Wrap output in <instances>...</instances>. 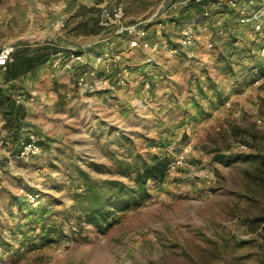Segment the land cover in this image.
Here are the masks:
<instances>
[{"label": "rangeland", "instance_id": "1", "mask_svg": "<svg viewBox=\"0 0 264 264\" xmlns=\"http://www.w3.org/2000/svg\"><path fill=\"white\" fill-rule=\"evenodd\" d=\"M15 1L31 0H0V7ZM159 1L127 10L145 19ZM225 17L213 48L197 25L196 42L181 48L180 59L159 48L158 62L141 64L131 87L115 86L112 95L78 89L72 73L62 94L42 85L54 102L34 100L35 112L17 124L18 140L3 132L0 264H264V71L259 85H250L253 36L236 15ZM137 52L131 58L145 57ZM20 127L35 132L41 151L25 160L11 156L8 164L5 152L14 155L26 133ZM154 153L170 164L162 180L147 182L149 196L139 205L114 214L110 226L68 216L85 177L130 183L117 162Z\"/></svg>", "mask_w": 264, "mask_h": 264}, {"label": "crops", "instance_id": "2", "mask_svg": "<svg viewBox=\"0 0 264 264\" xmlns=\"http://www.w3.org/2000/svg\"><path fill=\"white\" fill-rule=\"evenodd\" d=\"M146 1L147 0H57L56 2L49 3L50 0H31L30 2L15 1L0 7V46L8 44L13 47V60L9 62L4 69H0V126L2 131L13 139L10 132L15 128L19 131V125L17 124L24 121L23 119L26 117V114L35 112V105H33L35 102L34 100L45 99L46 102L44 104L46 105L54 102L55 99H53L51 95L48 93V95L46 93H41L40 89L42 85L45 84V90H60V93H63L66 87L70 86V83L68 84V80L66 79V74L72 73L75 79V71L60 72L49 66L48 60L51 52L62 46H71L85 54L86 66L91 65V60L96 55L95 48L98 47L97 40L108 32V29L101 28L96 23V16L103 4L120 2L124 7L126 4L125 20L127 22H134L140 19V17H136L134 14L129 13L127 5ZM177 10H180V12L184 11L183 13L188 14L189 17L187 16L186 19L176 17L178 14ZM177 10L174 12V17L170 19V22L166 20L162 27V35L167 42H173L174 40L177 42V26L183 21L190 20H195L192 25L193 30L194 27L198 25V30L201 28L205 32V39H207V37H211L210 40L218 38L214 36V20L218 18L220 13H214L208 20L202 21L196 20L199 15L195 13L192 8L187 7V5L181 4ZM224 16L227 15L224 14ZM61 18L64 19V27L56 31L52 28L51 21ZM167 25L174 30L176 34L175 39L171 38V34L166 35ZM238 31L239 29L237 28L236 33ZM194 32L196 31L194 30ZM201 35L202 34L198 35V37ZM152 36L148 33V39L151 41L161 39V37H158L154 33ZM125 46L126 43L123 39L114 37L112 42V55L116 53L119 54L118 64H127L129 68H131L133 64L138 66L135 70L130 69L133 81V78L136 77V73H138V71L142 72L145 67L144 65H147V63L143 61L144 58L139 60L135 57L131 58L133 54H138L137 49L141 48L127 51ZM161 47L162 45H160V48ZM170 47L172 46L170 45ZM175 47V52H169L166 48H162L165 49L167 53L169 52L177 59H180L181 47L178 45H175ZM90 49L95 50L91 53ZM191 56H193V54ZM105 61L106 60L103 59L101 63L96 66L98 70L101 69ZM157 62L158 61H156V63ZM94 66L95 65H93V67ZM152 73L153 71L149 70L147 75ZM112 75L113 73L109 75V79L114 80ZM143 78L146 80V77ZM61 94L60 99L62 97ZM95 94L103 96H105V94H107V96L112 95L110 91L107 90L99 91ZM26 95L28 96L26 97ZM16 99H19L18 103H16ZM22 125L23 123H21V126ZM27 128L29 129V127ZM20 129L23 131L27 130L21 127ZM7 139L8 137L5 141Z\"/></svg>", "mask_w": 264, "mask_h": 264}, {"label": "built area", "instance_id": "3", "mask_svg": "<svg viewBox=\"0 0 264 264\" xmlns=\"http://www.w3.org/2000/svg\"><path fill=\"white\" fill-rule=\"evenodd\" d=\"M189 2H203L202 10L196 20L206 21L212 14L220 13L214 20V36L217 39L209 40L205 44L206 48H213L225 34V25L222 23L224 14L231 12L237 16V22L249 30L252 37L251 46L248 47L249 55L248 81L250 85L258 86L262 73L264 71V0H160L153 12L145 19H138L134 22L125 20V7L120 2L112 4H103L96 16V23L99 27L108 29V32L97 40L96 55L93 58V64L86 66V56L82 51L71 46H62L49 55V66L55 70L75 71V86L83 91L97 93L99 91H111L115 86L131 87L132 75L127 64H118L119 54L112 55V42L114 37H120L126 43V50L132 51L135 48H141L146 51L144 62L155 63L153 54H155L160 45L169 52H175L176 47H170L167 40L163 38V25L166 18L182 5ZM195 20L183 21L177 26V45L181 48L191 47L196 42V35L193 30ZM150 24V25H149ZM51 26L58 31L64 27V19L51 21ZM153 28V33L161 39L151 41L148 39L149 28ZM236 36V35H235ZM239 40L234 39L232 46H237ZM105 59L101 69L97 65ZM13 60V47L8 44L0 46V69ZM93 65H95L93 67ZM112 75L114 80L109 79ZM148 80L143 81L142 89L148 88ZM19 99H16V103ZM227 104V102H226ZM20 146L14 155L5 152L8 157V164L12 161L10 157L18 159H28L37 155L41 151V142L32 130H26L23 138L19 141ZM4 145L3 131L0 126V146ZM183 157L179 156L174 163H180ZM173 163V162H172ZM171 163V164H172ZM172 166V165H171ZM28 201H33L35 196L31 193H25Z\"/></svg>", "mask_w": 264, "mask_h": 264}, {"label": "trees", "instance_id": "4", "mask_svg": "<svg viewBox=\"0 0 264 264\" xmlns=\"http://www.w3.org/2000/svg\"><path fill=\"white\" fill-rule=\"evenodd\" d=\"M203 4L189 2L187 7L200 15ZM10 134L13 140H18L17 128ZM169 164L170 160L165 155L154 153L144 157L136 154L132 162L122 160L117 162V172L127 177L130 183L118 179L88 181L85 177L84 181L76 186L68 211V214H72L68 216H72L76 222L110 226L114 214L139 205L149 196L147 182L162 180Z\"/></svg>", "mask_w": 264, "mask_h": 264}]
</instances>
